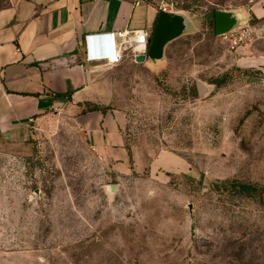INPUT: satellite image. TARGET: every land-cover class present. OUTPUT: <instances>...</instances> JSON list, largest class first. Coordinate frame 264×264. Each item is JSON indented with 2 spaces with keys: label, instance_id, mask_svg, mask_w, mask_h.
Listing matches in <instances>:
<instances>
[{
  "label": "rangeland",
  "instance_id": "obj_1",
  "mask_svg": "<svg viewBox=\"0 0 264 264\" xmlns=\"http://www.w3.org/2000/svg\"><path fill=\"white\" fill-rule=\"evenodd\" d=\"M142 1L181 23L113 80L129 160L73 111L0 131V264H264V0Z\"/></svg>",
  "mask_w": 264,
  "mask_h": 264
},
{
  "label": "crops",
  "instance_id": "obj_2",
  "mask_svg": "<svg viewBox=\"0 0 264 264\" xmlns=\"http://www.w3.org/2000/svg\"><path fill=\"white\" fill-rule=\"evenodd\" d=\"M159 14L142 0H0V131L73 111L97 150L127 162L109 109L113 80L148 48L136 55L143 49L136 43L120 48L117 36L136 41L144 31L151 39ZM109 38L120 62L87 58L89 40L97 55L110 52Z\"/></svg>",
  "mask_w": 264,
  "mask_h": 264
},
{
  "label": "water",
  "instance_id": "obj_3",
  "mask_svg": "<svg viewBox=\"0 0 264 264\" xmlns=\"http://www.w3.org/2000/svg\"><path fill=\"white\" fill-rule=\"evenodd\" d=\"M215 19L217 22V35L228 33L234 24V20L224 12H217ZM180 23V18L167 12H161L149 42L148 55L160 56L165 46L180 35ZM145 61V55L136 58L138 63H144Z\"/></svg>",
  "mask_w": 264,
  "mask_h": 264
},
{
  "label": "built area",
  "instance_id": "obj_4",
  "mask_svg": "<svg viewBox=\"0 0 264 264\" xmlns=\"http://www.w3.org/2000/svg\"><path fill=\"white\" fill-rule=\"evenodd\" d=\"M165 12L167 11L166 9L164 10ZM229 34V33H228ZM228 34H223L225 35V39H229V36ZM232 37H234V35H231V39ZM110 40V52H105V53H100V54H95V49L92 45V40H89V43L92 47V53H91V59L90 60H95V61H98V60H101V59H107L111 62H113V60H115L116 63L120 62L122 60V56H113L114 54V50L112 48V42H113V38H109ZM137 41L144 45L145 46V50L148 48L149 46V42H150V37L148 36L147 33H145L144 31H140L137 33ZM115 55V54H114Z\"/></svg>",
  "mask_w": 264,
  "mask_h": 264
},
{
  "label": "bare ground",
  "instance_id": "obj_5",
  "mask_svg": "<svg viewBox=\"0 0 264 264\" xmlns=\"http://www.w3.org/2000/svg\"><path fill=\"white\" fill-rule=\"evenodd\" d=\"M117 41H118V46L120 48H125L127 46H130L133 43H136L137 46L141 47L143 50H145V46L140 44L137 40H131L128 39V35H121V36H117Z\"/></svg>",
  "mask_w": 264,
  "mask_h": 264
},
{
  "label": "clouds",
  "instance_id": "obj_6",
  "mask_svg": "<svg viewBox=\"0 0 264 264\" xmlns=\"http://www.w3.org/2000/svg\"><path fill=\"white\" fill-rule=\"evenodd\" d=\"M86 46H87V47H86L87 58H88V59H91L92 47H91L90 43H87Z\"/></svg>",
  "mask_w": 264,
  "mask_h": 264
},
{
  "label": "trees",
  "instance_id": "obj_7",
  "mask_svg": "<svg viewBox=\"0 0 264 264\" xmlns=\"http://www.w3.org/2000/svg\"><path fill=\"white\" fill-rule=\"evenodd\" d=\"M182 10L190 11L188 8H183ZM216 13H217V11L214 12V16ZM97 110H98V108H94L92 111H97ZM240 189H241V191L246 192V191H248L249 188L242 186Z\"/></svg>",
  "mask_w": 264,
  "mask_h": 264
},
{
  "label": "flooded vegetation",
  "instance_id": "obj_8",
  "mask_svg": "<svg viewBox=\"0 0 264 264\" xmlns=\"http://www.w3.org/2000/svg\"><path fill=\"white\" fill-rule=\"evenodd\" d=\"M213 19H214V31L217 34V22H216L215 16Z\"/></svg>",
  "mask_w": 264,
  "mask_h": 264
}]
</instances>
